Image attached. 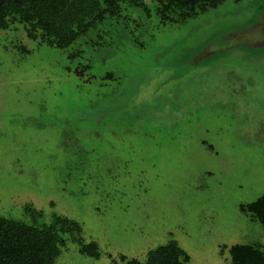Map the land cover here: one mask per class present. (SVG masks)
<instances>
[{"label": "rangeland", "instance_id": "374dc122", "mask_svg": "<svg viewBox=\"0 0 264 264\" xmlns=\"http://www.w3.org/2000/svg\"><path fill=\"white\" fill-rule=\"evenodd\" d=\"M263 29L264 0H123L66 48L0 28V216H66L99 244L96 258L60 231L56 264L145 260L172 240L191 264L264 250L241 210L264 194Z\"/></svg>", "mask_w": 264, "mask_h": 264}, {"label": "trees", "instance_id": "16d2710c", "mask_svg": "<svg viewBox=\"0 0 264 264\" xmlns=\"http://www.w3.org/2000/svg\"><path fill=\"white\" fill-rule=\"evenodd\" d=\"M123 0H0V28L18 21L33 35L41 31L45 38L59 48L70 46L85 34L105 14L119 12ZM163 7L175 2L158 0ZM201 7H215L222 0H189ZM143 5V4H142ZM146 7L145 5H143ZM29 212H33L27 207ZM264 226V194L256 200L241 205ZM34 213L33 223L0 216V264H56L62 253L64 238L60 231H69L80 251L99 258L101 252L96 241L85 243L80 232L81 224L66 216H57L53 223L38 224ZM230 264H264V250L260 245L234 244L230 248ZM113 264H191L190 254L176 241L150 249L145 260L128 259Z\"/></svg>", "mask_w": 264, "mask_h": 264}, {"label": "flooded vegetation", "instance_id": "af4514ba", "mask_svg": "<svg viewBox=\"0 0 264 264\" xmlns=\"http://www.w3.org/2000/svg\"><path fill=\"white\" fill-rule=\"evenodd\" d=\"M258 32H259V30H258ZM263 32H264V29H263ZM262 31H261V35H262V40H264V33H263Z\"/></svg>", "mask_w": 264, "mask_h": 264}]
</instances>
